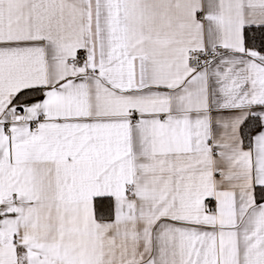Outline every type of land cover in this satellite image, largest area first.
I'll use <instances>...</instances> for the list:
<instances>
[{"label":"snow or ice","instance_id":"snow-or-ice-1","mask_svg":"<svg viewBox=\"0 0 264 264\" xmlns=\"http://www.w3.org/2000/svg\"><path fill=\"white\" fill-rule=\"evenodd\" d=\"M0 264H264V0H0Z\"/></svg>","mask_w":264,"mask_h":264}]
</instances>
